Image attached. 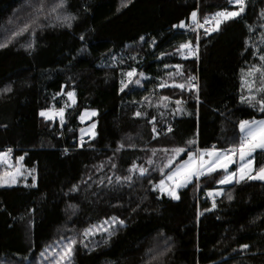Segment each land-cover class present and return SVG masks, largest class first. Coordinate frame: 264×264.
I'll return each mask as SVG.
<instances>
[{"label":"trees","instance_id":"trees-1","mask_svg":"<svg viewBox=\"0 0 264 264\" xmlns=\"http://www.w3.org/2000/svg\"><path fill=\"white\" fill-rule=\"evenodd\" d=\"M123 2L70 0L69 10L78 16L71 29L48 27L13 38L12 31L22 26L20 19L27 11L23 17L13 15L27 1L0 0V44L7 43L0 48V89L13 87L11 93L0 92V150L12 148V160L23 156L24 168L35 169L37 184L30 187L29 179L27 187H0V261L49 264L40 256L48 245L118 216L125 226L118 227L108 245L100 235L90 238L92 251L78 244L73 264H147L153 256L159 259L152 264H264V182L224 187L225 194L215 199L214 209L206 190L218 185L210 178H202L199 187L193 182L179 190L178 200L152 191L147 179L115 191L94 183L105 175H126L133 161L142 164L151 156L147 149L152 147L185 146L193 138L194 147H228L225 137L235 134L238 141L240 120L264 119V113L239 102L241 69L259 62L252 49H246L245 40L259 44L264 29L259 28L258 14L264 0H249L246 14L222 24L219 32L204 35L202 29L198 56L186 60L168 53L186 40L195 43L196 35L172 25L182 20L190 24L193 10L201 22L205 15L234 10L229 0H132L126 7ZM248 25H256L255 30L250 33ZM28 40L35 42L32 50L23 46ZM152 40L156 43L150 47ZM110 54L118 59L124 56L126 62L109 67ZM177 63L184 65L186 75L197 78L198 92L156 89L161 78L168 80L166 72L175 71L164 64ZM131 67L148 79L142 81L143 87L130 85L120 93L121 71ZM62 85L67 86L65 93L75 92L74 105H69L66 94L56 95ZM156 91L171 97L169 109L182 99L184 113L169 112L162 118L159 112L165 109L141 103L145 96L155 103ZM60 107H65L63 126L39 115L41 110ZM137 109L156 115L158 129H166L164 119L171 121L174 132L153 140L151 115L134 117ZM87 110L97 115L82 123L80 115ZM91 123L96 125L95 137L83 138L85 143L79 147L81 129ZM120 143L125 147L114 156ZM131 144L136 148L128 147ZM109 157L118 167L95 171L94 166L110 163ZM90 175L91 187L80 184ZM213 175L220 177V173ZM150 176L154 183L161 178L158 171ZM74 184H80L79 192L65 195ZM69 204L78 205L75 215ZM244 244L249 247L241 249ZM24 256L29 259L23 261Z\"/></svg>","mask_w":264,"mask_h":264},{"label":"snow or ice","instance_id":"snow-or-ice-1","mask_svg":"<svg viewBox=\"0 0 264 264\" xmlns=\"http://www.w3.org/2000/svg\"><path fill=\"white\" fill-rule=\"evenodd\" d=\"M132 0H124L123 6L130 4ZM229 3L233 6L234 10H219L212 15H205L202 19H198L197 10H193L190 13V24H186L185 21H180L179 24H173V29H185L190 32L196 33L195 43L191 40H186L179 44L178 48L173 53H168V55L178 54L181 59H188L190 57L198 56L199 41L201 39V34L199 29H203L204 35H211L214 32H219L221 30V25L227 23L228 21L241 18L246 14V9L248 7L249 0H229ZM70 0H27V15L20 19V26L18 30L12 31V37H21L25 33H30L35 35L38 30H44L48 27H67L71 29L73 27V22L78 19V16L72 13L69 9L71 8ZM87 11V9H85ZM261 23L259 24L260 29H264V8H262L258 14ZM12 23V21H10ZM256 25H248L249 32L255 30ZM259 44L253 42L251 45L248 40H245L246 49H252V56L259 62L251 63L248 68L241 69V89L242 94L239 98L241 104H248L250 107L257 109L259 112L264 113V31L259 33ZM80 39L83 41L85 37L81 35ZM145 38L142 36L140 40L143 41ZM11 43V40L8 41ZM34 41L28 40L23 46L26 50H32L34 48ZM156 43L152 40L150 47ZM7 46V43L0 44V48ZM84 49H81L83 51ZM165 55L164 53L161 56ZM112 64L109 67H115L117 63H125V57L120 56L119 59L116 55L110 54L109 56ZM131 60L136 61V56L129 57ZM160 57H158L159 59ZM164 67L174 68V72H166L165 75L168 80L161 78V82L156 86V89L172 88L179 89L181 93L184 91H199L198 85L194 83L197 79L194 75L185 74L184 65L182 64H164ZM176 77L180 79L177 80ZM148 79L144 72H138L136 67H131L128 70L121 71L120 79V93H125L126 89H129L130 85H135L143 87L142 81ZM170 81V82H169ZM66 85L61 86V92L56 95L66 94L72 105L76 103V94L74 91L64 92ZM13 87L11 85L5 86L0 89V92L11 93ZM158 99L155 103L145 96L141 98V103L147 101L148 107H154L156 109H165L163 112H159V115L163 118L170 112L171 115L175 116L177 114H183L184 101L182 99H176L174 101L175 107L169 109V104L172 103V99L168 95H160L158 91L155 92ZM151 95V94H150ZM135 103V101H134ZM197 103H199V98L197 97ZM39 115L44 118V120H53L59 118L60 124L63 126L65 123V107L48 108L41 110ZM97 112L95 110L85 111L80 115L81 122L84 119L96 116ZM134 117H146L151 115L145 111L137 109L134 112ZM148 123L152 125L153 140H156L162 134L167 135L168 133L174 132V124L171 121L164 119L162 123L166 124V129L157 128V117L156 115H151V119ZM96 125L93 123L88 129L89 138L95 137ZM239 137L238 141L235 134L232 137H225V143L228 147L217 148L213 145L211 148H199L194 147L197 141L196 139H188L185 141V146H172V147H152L147 149L151 152V156H148L144 163L138 164L136 161L127 168V174H114L113 176L105 175L100 178L96 183L97 187L104 185L105 187L111 186L112 190H119V188L128 186H133L138 180L147 179L148 183L151 185L152 191H159V193L166 194L173 200H178L180 197L178 195V190L187 187L193 182L199 187L202 178H210L214 180L218 186L240 184L241 182L247 181H261L264 182V164L256 165L254 154L259 150L264 153V119H252V120H240L238 124ZM84 130L81 129V138L79 147H83L85 141L83 139ZM125 145L122 143L118 144L116 149H114V156L119 153ZM128 147L136 148L135 144L128 145ZM12 148H7L6 150H0V165L6 166V170L0 173V186L4 185H14L17 182V177L23 176L27 171L30 175L35 169L26 170L23 169L21 161L24 159L23 156L17 157L15 164L11 162L12 160ZM158 153L162 155L158 156ZM186 156V158H184ZM179 158V159H178ZM109 162H102L100 165L94 166L95 171L103 172L105 167H109L114 170L118 167L115 162L114 157H109ZM236 164L237 167L234 171L230 170V166ZM147 165V167L145 166ZM158 171L161 178L157 182H153V178L150 176L151 172ZM215 173H220L219 179L216 178ZM26 178V177H25ZM92 180V176H88L87 180L82 179L80 184H88V181ZM105 180L107 184H105ZM80 184H74L68 193L65 195H70L71 193H77L80 190ZM26 187L29 185H25ZM36 177L32 176V183L30 187L35 188ZM225 191L223 188L208 189L206 190V195L212 199V208H216L215 197L224 195ZM227 199L231 201L233 196L231 192L226 193ZM160 197L158 196L157 199ZM68 208L72 210V214L75 215L78 210L77 204H69ZM209 211L211 209H208ZM198 212V216H199ZM125 221L120 219L118 216L107 217L99 223L89 224L87 227L83 228L78 234L71 235L68 237H62L59 241L54 244L48 245L43 251H41L40 256L44 257L49 261V264H73L74 254L77 249V245H81L88 248L89 251L94 250V248H89V243H91L90 238L100 235L101 240L104 245H108L111 238L116 235L119 228L125 226ZM71 231V229H69ZM162 235V233H161ZM170 239V238H169ZM95 247H99V242L96 243ZM241 249H247L249 245L244 244L240 246ZM168 248L166 251H170ZM163 255V253H161ZM23 261L29 259L28 256L21 258ZM159 256H153L152 260H158ZM152 260H149L147 264H152ZM0 264H8L6 261H0ZM112 264V262H109Z\"/></svg>","mask_w":264,"mask_h":264},{"label":"rangeland","instance_id":"rangeland-1","mask_svg":"<svg viewBox=\"0 0 264 264\" xmlns=\"http://www.w3.org/2000/svg\"><path fill=\"white\" fill-rule=\"evenodd\" d=\"M27 1V0H26ZM25 9H27V4L24 6V7H22L21 9H19V11H18V13L17 14H14L13 16H16V17H18V16H20V17H23L24 15H23V13H25L26 12V10ZM13 20H14V17H13ZM10 21H12V20H10ZM69 101V100H68ZM71 101H69V105L71 106ZM87 111H91V110H87ZM85 112V111H84ZM92 117H90V118H85L84 119V121L82 122V123H86V122H88L90 119H91ZM56 120H58V122H59V118L57 117V118H55ZM59 124H60V122H59ZM93 123H91V124H89V125H87L86 127H84L83 128V130H84V136H83V138H86V137H89V134H88V129L90 128V126L92 125ZM61 125V124H60ZM94 132H95V129L93 130ZM80 135H81V133H80ZM255 157V156H254ZM16 160V159H15ZM15 160H11V162L13 163V164H15ZM255 162V164L257 165V160H255L254 161ZM21 164H22V161H21ZM23 165V164H22ZM236 166L237 167V165L236 164H233V165H231L230 166V169H231V167L232 166ZM23 169H25L24 168V166H23ZM6 170V166H4V165H0V173H3V171H5ZM32 176H35L34 175V173H32L31 172V174L29 175L28 174V172L26 171L25 173H24V175L23 176H20V177H17V182H16V184H14V185H4V186H0L1 188H6V187H12V186H16V185H20V184H22V185H25V184H27L28 183V180L30 179L31 181H32ZM26 177V178H25ZM223 186H227V185H223ZM181 189H183V188H181ZM181 189H179V190H181ZM178 190V191H179ZM161 194V193H160ZM163 195H165L166 197H168L166 194H163ZM220 196H217V197H215V199L216 198H219ZM168 198H170V197H168ZM173 200V199H172ZM6 262H8V264H21V263H19V262H12V261H6ZM28 264V263H27ZM29 264H36L34 261H32L31 263H29Z\"/></svg>","mask_w":264,"mask_h":264},{"label":"crops","instance_id":"crops-1","mask_svg":"<svg viewBox=\"0 0 264 264\" xmlns=\"http://www.w3.org/2000/svg\"><path fill=\"white\" fill-rule=\"evenodd\" d=\"M255 156V160H257V165H261L264 163V153L260 152L259 150L254 154ZM236 168V166H232L230 170L234 171ZM227 186H230V185H227ZM227 186H218L219 188H224V187H227Z\"/></svg>","mask_w":264,"mask_h":264},{"label":"built area","instance_id":"built-area-1","mask_svg":"<svg viewBox=\"0 0 264 264\" xmlns=\"http://www.w3.org/2000/svg\"><path fill=\"white\" fill-rule=\"evenodd\" d=\"M202 29H199L198 31H199V33H200V31H201ZM188 32H190V31H188ZM190 33H193V34H195L196 35V33H194V32H190ZM70 153V151H66V154H69ZM200 201L201 202H204L205 201V198L204 197H202L201 199H200Z\"/></svg>","mask_w":264,"mask_h":264}]
</instances>
